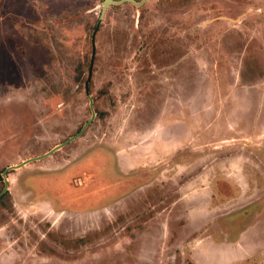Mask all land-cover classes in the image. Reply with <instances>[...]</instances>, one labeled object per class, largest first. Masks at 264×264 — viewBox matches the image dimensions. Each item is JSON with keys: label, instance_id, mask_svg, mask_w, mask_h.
I'll use <instances>...</instances> for the list:
<instances>
[{"label": "rangeland", "instance_id": "rangeland-1", "mask_svg": "<svg viewBox=\"0 0 264 264\" xmlns=\"http://www.w3.org/2000/svg\"><path fill=\"white\" fill-rule=\"evenodd\" d=\"M105 1L0 0V264H264V0Z\"/></svg>", "mask_w": 264, "mask_h": 264}, {"label": "water", "instance_id": "water-1", "mask_svg": "<svg viewBox=\"0 0 264 264\" xmlns=\"http://www.w3.org/2000/svg\"><path fill=\"white\" fill-rule=\"evenodd\" d=\"M146 0H143L142 2H140V3H137L136 1H134V0H120V1H115V0H106L104 3H103V11H102V14H101V17L103 18V16H104V13H105V11H106V9L110 6V5H112V4H122V3H124V2H132V3H134V4H136V5H141L143 2H145ZM99 24H100V22L97 24V26H96V28H95V30H94V34L93 35H95V33L98 31V29H99ZM94 37V36H93ZM94 51H95V47H94V45H93V57H94ZM90 80V74H89V78H88V81ZM89 100H90V106H91V110H92V113H93V116H92V118H91V120L88 122V124H90L91 122H92V120L95 118V116H96V112H95V110H94V108H93V99L91 98V96H89ZM88 124H86L83 128H82V130L80 131V133L78 134V136L80 135V134H82L84 131H85V129H86V127L88 126ZM78 136H76V137H78ZM74 138H72V140H73ZM59 148V147H58ZM48 155V154H47ZM43 157H45V156H42V157H39V158H36V159H32V160H29L28 162H31V161H33V160H38V159H41V158H43ZM28 162H26V163H28ZM26 163H24L23 165H25ZM23 165H21V166H23ZM21 166H14V167H12V168H20ZM7 182H8V180H7V178L5 179V183H6V187L3 189V191H2V193L0 194V198H1V196L7 191V189H8V184H7Z\"/></svg>", "mask_w": 264, "mask_h": 264}, {"label": "trees", "instance_id": "trees-1", "mask_svg": "<svg viewBox=\"0 0 264 264\" xmlns=\"http://www.w3.org/2000/svg\"><path fill=\"white\" fill-rule=\"evenodd\" d=\"M97 25H95L94 29L96 28Z\"/></svg>", "mask_w": 264, "mask_h": 264}]
</instances>
